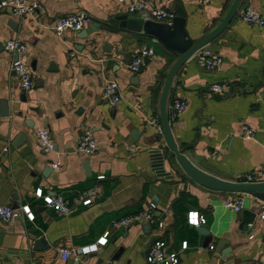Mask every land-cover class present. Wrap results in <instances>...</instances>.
Returning <instances> with one entry per match:
<instances>
[{"label":"crops","instance_id":"0c3cea01","mask_svg":"<svg viewBox=\"0 0 264 264\" xmlns=\"http://www.w3.org/2000/svg\"><path fill=\"white\" fill-rule=\"evenodd\" d=\"M29 1L38 4L33 14L6 13L0 19V104L7 102L6 115L0 114V205L17 206L10 222L0 220V264H117L112 258L117 252L120 264H146L147 247L157 237L179 251V264H263L264 218L258 217L249 233L238 227L241 212L258 207L254 197L194 182L157 130L161 87L177 55L121 28L117 33L97 30L85 38L77 36L80 30L56 34L52 28L58 16L77 11L89 17L82 29L91 21L135 14L127 10L131 0ZM232 1L157 2L173 11L180 3L185 30L196 41L221 21ZM246 5L264 18V0H242L239 9ZM8 39L26 45L23 60L35 81L26 92L11 70L14 55L4 48ZM142 46L149 52L140 70L131 72L128 64ZM206 47L222 62L206 70L192 55L178 68L168 100L181 97L187 107L177 118H168L171 134L201 171L240 181L247 172L264 168V25L243 22L236 13ZM109 80L117 82L120 96L113 106L101 99ZM216 82L225 84L222 93L209 90ZM243 125L253 129L252 138L243 137ZM40 128L49 131L52 151L38 145ZM86 129L98 142L92 155L76 149ZM152 149L163 152V174L151 163ZM56 161L59 168H52ZM99 175L103 178L97 179ZM92 185L99 187L97 199L81 205L77 197ZM37 188L44 194H62L69 213L57 216L35 196ZM235 195L243 198L240 211L224 206V200ZM151 201L162 228L152 224L148 231L139 223L111 226L114 219L143 210ZM23 205L33 212L32 220L22 213ZM191 210L203 214L206 222L199 227L188 224ZM203 227L207 235L199 232ZM105 231L107 239L97 243ZM40 237L43 245H36ZM182 241L187 242L183 250ZM60 247L83 251L63 260Z\"/></svg>","mask_w":264,"mask_h":264},{"label":"built area","instance_id":"2783aa9c","mask_svg":"<svg viewBox=\"0 0 264 264\" xmlns=\"http://www.w3.org/2000/svg\"><path fill=\"white\" fill-rule=\"evenodd\" d=\"M123 1V0H118ZM158 0H131L127 6V10L131 13H135L139 18L143 20H151L154 22H161L167 25H171L175 13L173 10L162 8L158 5ZM38 4L36 1L29 0H0V19L6 13L14 16H24L28 14H33L37 8ZM238 18L246 23L254 24L258 27L264 25V18L259 14V12L251 5H246L237 11ZM89 21V17L83 11H77L72 13H67L58 16L53 23V30L56 34H61L64 30H81L86 23ZM4 48L14 55L11 62V70L13 74L18 79V84L21 91L26 92L30 90L34 85L35 81L31 75L28 65L23 60V54L26 49V45L17 39H8L5 41ZM148 50L145 46H142L138 53L132 58L128 64V68L131 72H138L140 70L142 59L144 55L148 54ZM194 56L196 57L199 65L206 70H214L222 62V57L219 54L213 53L208 47L203 46L198 49ZM209 90L214 93H222L225 84L224 83H212L208 86ZM101 99L107 102L109 105L113 106L120 100V96L117 94V82L114 80H109L103 86L101 91ZM187 107V102L185 99L174 96L167 101L166 112L168 118H177ZM169 121V120H168ZM157 130L162 134V129L160 122H156ZM243 137L250 139L252 138L253 129L247 125L242 126ZM36 139L40 148L49 152L55 147V144L51 138L49 131L46 128H40L36 131ZM76 149L84 155H92L98 149V142L95 139L93 132L90 129H86L80 135ZM131 151H135L134 147H130ZM60 162L56 161L51 163L52 168H59ZM1 168V162H0ZM103 178V175L97 176V179ZM242 182H261L264 181V168H258L247 172L242 180ZM35 196L39 197L43 204L52 209L57 216H65L69 213V205L62 194H44L42 188H37L34 191ZM99 195V187L97 185H92L89 189L85 190L77 197V201L84 206L91 205ZM224 206L235 211H240L243 207V198L241 195L230 196L224 200ZM156 204L155 202H150L143 210L136 211L117 219H114L111 226L117 227H128L133 223L145 224L148 223L150 226L155 224L157 228L163 227V222L159 220L155 215ZM264 210V209H263ZM21 211L25 214L28 220L33 219V212L30 211L28 205H23ZM16 214L14 208L10 205H0V220L4 222H10L13 216ZM261 217L264 218V213L262 211ZM187 223L199 227L206 222V218L203 214L198 211H188ZM109 231H105L102 236L97 240V243H104L107 239ZM187 247V242H181V250ZM213 246L210 245V249ZM83 250L81 248L71 249L66 247H60L58 249L59 256L61 259L66 260L72 254L81 253ZM146 264H179V251L174 249H169L168 244L162 237L154 238L150 241L146 254H145ZM264 264V263H263Z\"/></svg>","mask_w":264,"mask_h":264},{"label":"water","instance_id":"95a60500","mask_svg":"<svg viewBox=\"0 0 264 264\" xmlns=\"http://www.w3.org/2000/svg\"><path fill=\"white\" fill-rule=\"evenodd\" d=\"M242 0H233L229 9L227 10L221 21L206 35L199 40L193 41L189 38L185 30V12L180 3H175V16L171 25H167L161 22H154L151 20H143L136 14L119 15L113 18H109L106 22L91 21L88 26L77 34L79 38H85L91 32L97 30H105L113 33L118 32V28L130 31L132 34L144 35L152 40L154 43H160L170 53L176 54L177 57L169 67L167 74L165 75L160 96H159V119L162 129V135L165 140V144L169 151L172 152L176 163L182 169V171L191 178L197 184L215 191L223 192H245L250 193L254 197L258 207L252 210L244 209L241 212V218L239 222V229L249 233L257 225L258 217H260L263 204H264V181L261 182H242V181H227L211 176L201 171L195 166L178 148L173 136L171 134V128L168 121L166 112V104L169 96V89L175 73L178 68L189 59L194 53L203 46H206L220 32L227 26L234 15L237 13ZM7 102L3 101L0 104V114L6 115ZM151 163L158 174H163L164 170V157L163 152L160 149H152L149 151ZM85 169L87 163L84 164ZM16 210L17 206H13ZM144 227L149 231L151 226L148 223L144 224ZM199 232L203 235L208 234L206 228H200ZM43 237H40L36 241V245H43ZM43 247H46L44 245ZM41 247V248H43ZM113 260L117 264H120L121 253L117 252L113 257Z\"/></svg>","mask_w":264,"mask_h":264},{"label":"trees","instance_id":"16d2710c","mask_svg":"<svg viewBox=\"0 0 264 264\" xmlns=\"http://www.w3.org/2000/svg\"><path fill=\"white\" fill-rule=\"evenodd\" d=\"M170 155H171L172 157H174L173 154H172V152H170Z\"/></svg>","mask_w":264,"mask_h":264}]
</instances>
